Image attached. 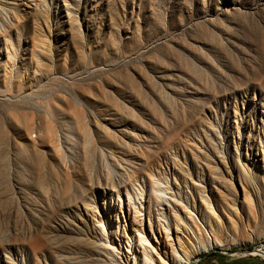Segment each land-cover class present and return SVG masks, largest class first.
<instances>
[{
  "label": "rangeland",
  "instance_id": "374dc122",
  "mask_svg": "<svg viewBox=\"0 0 264 264\" xmlns=\"http://www.w3.org/2000/svg\"><path fill=\"white\" fill-rule=\"evenodd\" d=\"M1 1L0 258L129 183L145 199L152 172L182 199L245 193L249 227L190 264H264V0Z\"/></svg>",
  "mask_w": 264,
  "mask_h": 264
},
{
  "label": "bare ground",
  "instance_id": "6f19581e",
  "mask_svg": "<svg viewBox=\"0 0 264 264\" xmlns=\"http://www.w3.org/2000/svg\"><path fill=\"white\" fill-rule=\"evenodd\" d=\"M1 30L4 33L5 30ZM26 114L28 113H25V115ZM14 118L16 117L14 116ZM24 126H26V124ZM30 131L28 129L26 132ZM29 137L30 136H28V138ZM198 160L200 159H197V161ZM174 163L171 164L176 165ZM204 165L207 166L206 163ZM206 170L208 174L207 176L213 178L212 171L214 170L212 169L211 171L210 168H206ZM241 172L243 173V171ZM108 173H110L109 170ZM144 177L150 189L145 199L144 190L142 191L141 189V191L138 192L134 190L133 185L129 183L126 186L127 188H125L127 202L122 204L120 201L117 208L113 206L107 207L105 209L106 214L103 216L99 215L100 213H97L98 210L95 213L93 212L92 218H89L92 221L91 224L88 225L85 219L78 217L75 218V222L77 223H75L72 228L64 227L63 229H66V232L63 231L64 233L59 234L57 238H50L47 240L42 238L33 239V237L31 238L32 240L29 239L23 241L24 246H22L25 256L22 264H190L191 259L195 255L202 252L214 251L223 247L226 238H228L232 232L248 228L251 224L253 219L252 214H246L245 210L241 209L244 215L243 217L242 215H239L240 212L237 213L236 211L238 210V208L236 209V207H238L236 204L239 202L240 197L242 198V201L245 197L244 192L241 196L239 195V197L236 196V198H232L224 194L222 191H218L219 188H217L218 190L215 188L213 192L211 191L210 197H208L205 190L201 191L198 189L197 198L189 196L190 198L188 199H182L179 191L173 189L168 190L166 187H163V183H161V180L154 173H145ZM231 185L233 184L231 183ZM224 186L227 189H230L228 185L224 184ZM62 189L60 191H62ZM46 191H48V189ZM64 191L65 190H63V192ZM48 193L49 191L47 194ZM57 195H59V193H57ZM44 197L43 200L46 199V197ZM61 207L63 206H60V209ZM87 209L85 208L84 212H86ZM51 218L53 220V215ZM70 222H72V220ZM83 225H85V229ZM256 230L257 229H255V231ZM13 243L11 242V244ZM11 244L3 245L0 242V252L7 253ZM257 252H260L264 257V252ZM0 262L1 264H16L10 256L6 255L4 258H0Z\"/></svg>",
  "mask_w": 264,
  "mask_h": 264
}]
</instances>
